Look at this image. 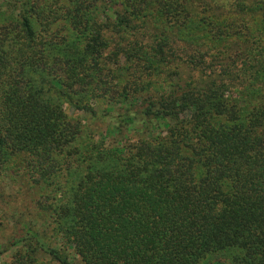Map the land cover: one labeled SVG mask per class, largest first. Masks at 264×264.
Segmentation results:
<instances>
[{
    "label": "trees",
    "instance_id": "obj_1",
    "mask_svg": "<svg viewBox=\"0 0 264 264\" xmlns=\"http://www.w3.org/2000/svg\"><path fill=\"white\" fill-rule=\"evenodd\" d=\"M0 1V180L44 190L10 264H264V0Z\"/></svg>",
    "mask_w": 264,
    "mask_h": 264
},
{
    "label": "rangeland",
    "instance_id": "obj_2",
    "mask_svg": "<svg viewBox=\"0 0 264 264\" xmlns=\"http://www.w3.org/2000/svg\"><path fill=\"white\" fill-rule=\"evenodd\" d=\"M4 1H0V15L6 12ZM114 107L111 111L113 116L122 111L121 106L102 104L97 108V115L92 116L91 113L86 112L83 109L67 103L64 108L73 118H80L89 127V135L92 139H87L84 146L87 148L100 147L102 150L106 147H113L119 140H124V134L117 133L113 135L111 133L116 131L115 119L109 115L108 108ZM120 109V110H119ZM132 127L135 129L130 130V136L133 140L139 138L142 134L138 131V127L134 124ZM107 137V138H106ZM82 145L80 148L83 149ZM6 177V175L4 176ZM17 179H19L17 177ZM42 194L44 190L38 188H31L28 179L21 178L19 181H11V178H4L0 180V264H10L13 261L14 254L20 246H11V243L16 236L19 228L17 224L23 214L29 219H33V224H42L44 220L39 215L37 210L36 199ZM18 207L24 208L22 211ZM23 213V214H22ZM46 234L50 235V230H46ZM40 264H50L48 257L41 253L39 255Z\"/></svg>",
    "mask_w": 264,
    "mask_h": 264
}]
</instances>
